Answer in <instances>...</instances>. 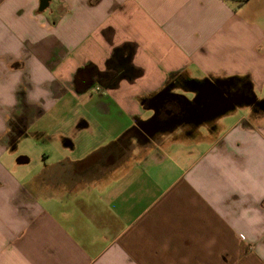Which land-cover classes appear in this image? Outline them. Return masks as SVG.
Instances as JSON below:
<instances>
[{
    "label": "crops",
    "instance_id": "0c3cea01",
    "mask_svg": "<svg viewBox=\"0 0 264 264\" xmlns=\"http://www.w3.org/2000/svg\"><path fill=\"white\" fill-rule=\"evenodd\" d=\"M249 3L264 8L0 0V264H264V18ZM236 78L255 102L232 120L139 141L151 96L194 102V85ZM28 140L38 153L15 156Z\"/></svg>",
    "mask_w": 264,
    "mask_h": 264
},
{
    "label": "flooded vegetation",
    "instance_id": "af4514ba",
    "mask_svg": "<svg viewBox=\"0 0 264 264\" xmlns=\"http://www.w3.org/2000/svg\"><path fill=\"white\" fill-rule=\"evenodd\" d=\"M227 81L228 85L223 86L222 88L226 89L229 95H232L235 88L239 86L237 84L239 81L235 79ZM218 82L219 81H216L215 84ZM153 97L154 95L146 100L153 106L152 117L148 120V122L142 123L139 130L135 129L134 131L139 141H142L144 144L157 142L161 137L170 134L177 125H180H175L176 122L182 121L181 123H183L189 121L190 123L195 124L198 120H201L204 109L203 106H201L199 110L194 111L192 116L189 114L190 107L184 98L171 94L165 95L162 98ZM228 97L230 96L227 95V98ZM222 103L225 104V102ZM210 120L211 118L205 120L204 122L207 123Z\"/></svg>",
    "mask_w": 264,
    "mask_h": 264
},
{
    "label": "water",
    "instance_id": "95a60500",
    "mask_svg": "<svg viewBox=\"0 0 264 264\" xmlns=\"http://www.w3.org/2000/svg\"><path fill=\"white\" fill-rule=\"evenodd\" d=\"M227 82V80H224L215 84L210 81H205L201 85H194L197 90V95L194 102H190L188 99H185L190 107L189 114L193 116L194 111L199 110L201 106H203L204 109L201 120H208L211 118L212 114H214L215 116L223 114L232 109L234 105L241 103L243 100H246V102L249 104L255 102L253 97L246 98L242 92H234L232 95H229L228 91L222 88L223 86L228 85ZM168 94L169 92L165 90L160 91L155 94L153 98H162L163 96ZM171 95L176 96V94ZM227 95L230 97L227 98ZM222 102H225V104H223ZM261 106L264 109V100L261 101ZM181 122L182 121L176 122L175 125L180 124Z\"/></svg>",
    "mask_w": 264,
    "mask_h": 264
},
{
    "label": "rangeland",
    "instance_id": "374dc122",
    "mask_svg": "<svg viewBox=\"0 0 264 264\" xmlns=\"http://www.w3.org/2000/svg\"><path fill=\"white\" fill-rule=\"evenodd\" d=\"M228 1H231V0H228ZM254 7L255 6L253 5V3H249L245 7V11L246 12H250L251 14H257V17H259L257 21H262L261 19L264 18V8H258V9L255 10ZM192 73H193V75H192L193 77H197L198 78L200 76V74L197 71H195V70H193ZM236 80L240 81L242 79L241 78H236ZM263 96H264V94H263ZM263 96H262V98H263ZM240 109H241V107H236L233 110H229V111L226 112V114H224V115H226L224 117H227L228 119L232 120L236 115H239V113H240L239 111H241ZM236 111H238L239 113L235 114ZM218 116H215L214 114H212L211 120L209 122L205 123L204 125L197 126L196 128H199V129L204 128L205 129L206 125L212 126L213 124H215V122L217 120H219V118H217ZM211 135H215V133L211 134ZM208 137H210V136H208ZM208 137H207V139H209ZM24 144H25V147H21L20 146L18 151L15 153V156L21 155L23 153H28L29 155H31L33 157V156H35L38 153V149H37L34 141H29L28 140V141H25Z\"/></svg>",
    "mask_w": 264,
    "mask_h": 264
},
{
    "label": "trees",
    "instance_id": "16d2710c",
    "mask_svg": "<svg viewBox=\"0 0 264 264\" xmlns=\"http://www.w3.org/2000/svg\"><path fill=\"white\" fill-rule=\"evenodd\" d=\"M239 2V5H241L242 3L246 2L247 0H235Z\"/></svg>",
    "mask_w": 264,
    "mask_h": 264
}]
</instances>
